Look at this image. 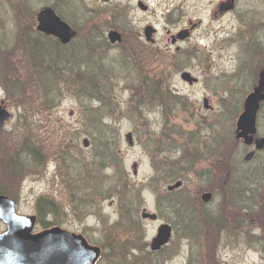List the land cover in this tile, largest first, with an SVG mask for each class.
Instances as JSON below:
<instances>
[{
	"label": "rangeland",
	"instance_id": "374dc122",
	"mask_svg": "<svg viewBox=\"0 0 264 264\" xmlns=\"http://www.w3.org/2000/svg\"><path fill=\"white\" fill-rule=\"evenodd\" d=\"M65 1L60 7L76 25L110 9H99L98 0ZM59 3L0 0V104L13 115L0 129V190L25 214L40 197L53 199L54 220L99 251L96 264H264V152L242 163L235 137L264 70V0L241 1L245 14L258 9V53L251 17L213 22L208 1L150 0L153 17L119 0L112 5L124 6L120 22L130 33L147 24L160 31L155 51L137 55L145 67L106 49L95 53L94 42L83 38L74 48L83 42L92 55L76 56L71 74H41L31 65L52 58L33 63L32 56L40 46L51 53L53 41L36 33L35 17ZM174 5L170 22L164 10ZM189 20L201 25L176 51L167 32ZM61 50L66 65L67 49ZM185 72L197 82H184ZM257 125L264 137V108ZM178 182L181 188L167 190ZM205 193L212 195L207 203ZM143 209L158 221L143 220ZM163 224L173 237L153 253Z\"/></svg>",
	"mask_w": 264,
	"mask_h": 264
},
{
	"label": "flooded vegetation",
	"instance_id": "af4514ba",
	"mask_svg": "<svg viewBox=\"0 0 264 264\" xmlns=\"http://www.w3.org/2000/svg\"><path fill=\"white\" fill-rule=\"evenodd\" d=\"M59 1L60 3L55 7L44 8H51L52 10H54L59 18L68 26H70L73 31H75L76 37L69 44L63 45L60 43V40L53 36H47L38 33L36 30L37 24L35 23V31L40 37L52 40L59 46L64 47V49H69L71 47L74 48V43L78 42L79 40L82 41L83 38L91 39L94 42V47L92 48V50L95 53L101 52V50L106 49L108 52L113 51L119 56L123 55V58H127L129 62L132 61L137 65L144 63L143 61H141L142 58L140 60L137 59V55L139 53L141 56H143L142 52H145V49L147 47H151V50L155 51L153 48L155 47V44H157V36L160 34L157 26L147 24L142 27L139 32H136L134 34L130 33L120 22L121 18L123 17V14H120V12L124 11V9L121 7L124 6L120 4L112 5L115 1L119 0H98L100 3H102L100 6L95 4L99 9L102 8V5H104L105 7L109 6L110 9L107 10V14H104L102 11H93V14H91L93 15L92 18H82L80 23H78L79 25H76V23H72V21H70L72 19L69 20L68 18H66L64 9L62 7L63 5H68V2L65 0ZM125 1L127 2L126 7L129 6L130 3H134L136 5V8L142 14L150 13L151 16H155L156 11L154 9L152 10L150 0ZM192 1H208L211 4L209 16L213 22H220L226 19L228 20L229 18L230 20L243 21L244 17H247L249 19L251 17L250 23L254 22L255 25L252 29V36L250 38L252 42H254V51L258 53L260 31L258 24L254 20V17H258L259 15L257 8L254 11L245 14L241 6V1L243 2V0ZM117 8H120V11L115 10ZM67 11L71 10L69 9ZM177 11L178 7H176L175 5L167 7L164 10V19L170 22H175L174 14ZM152 12L153 15L151 14ZM74 15L78 16L77 7H75L74 9L73 16ZM36 18L37 16L35 17V20ZM200 25L201 22H198L196 24L192 20H189L188 24L185 27L176 30L172 34H170L169 31L167 32L171 45L177 47L176 51L180 50V48L178 47L179 44H183L187 41L192 40L195 31L200 27ZM112 33H114L115 35L112 36ZM82 46L83 42L79 47L75 48V55L77 57L86 56L84 55V51H87L88 55H92L91 48L87 49L83 48ZM96 63L97 62L94 61L92 66H95ZM133 66L136 65L133 64ZM141 66L145 67L146 65H140L138 67L141 68ZM84 67L88 68L89 65H84ZM109 70H111V68ZM257 138L261 139L263 137ZM243 149V151L245 152L254 150L253 147L249 149ZM0 195L6 196L17 204L16 215L22 216L23 218L21 219L19 225L15 228V232L13 233L14 235L11 238L10 244L0 247L1 264H12V262H14L13 260L15 259V256H21L22 258L27 259L29 264H96V262H98L99 253H96V260H94L95 250L93 248H84L80 244L72 245L68 241L57 237L53 233V229L56 228H60L63 230L66 229H64L54 220V211H52L49 203V201H52L51 199L40 197L35 201V208L32 213L25 214L20 209V202L18 201V199H15L13 196L2 190ZM0 225L2 227L0 234H3L7 231L8 228L1 221ZM92 260H94V262L91 263Z\"/></svg>",
	"mask_w": 264,
	"mask_h": 264
},
{
	"label": "water",
	"instance_id": "95a60500",
	"mask_svg": "<svg viewBox=\"0 0 264 264\" xmlns=\"http://www.w3.org/2000/svg\"><path fill=\"white\" fill-rule=\"evenodd\" d=\"M37 27L36 30L38 33L53 36L60 40V43L63 45L69 44L75 37L76 33L73 31L70 26L63 22L59 16L51 8H44L37 14ZM112 36L115 34L112 33ZM181 79L188 84H193L197 82L196 79L192 78L189 73H183ZM264 103V72H261L259 75V81L257 86L253 91L246 97L243 112L239 116L236 123L235 136L237 140H242L246 147L255 146V151L249 153L245 156L244 161H251L256 151L264 150V138L255 139L257 135V116L261 108V104ZM204 108L209 110L208 101L204 100ZM13 116L0 105V129L4 128L5 124L12 120ZM126 139L129 145L133 144V137L131 134L126 136ZM83 146L85 148L89 147V142L87 139L83 141ZM134 174H136L137 166L134 165ZM182 183L178 182L172 186L168 187V191H173L179 189ZM211 194H205L202 196V201L207 203L211 199ZM16 204L9 200L7 197L0 196V220L8 225V230L5 234L0 235V247L7 246L11 242V238L14 235L15 228L19 225L21 218L15 215ZM142 219L156 221L157 216L151 214L144 210L141 215ZM57 237L68 241L70 244H80L86 248V243L81 239V237L74 236L67 232H53ZM76 237V238H75ZM172 238V229L168 225H163L158 228L156 237L152 240L150 250L152 252L160 251L164 246H166ZM96 255L94 256V260ZM94 260L91 261L94 262ZM12 264H29L27 259L22 258L21 256H15ZM1 264V261H0Z\"/></svg>",
	"mask_w": 264,
	"mask_h": 264
},
{
	"label": "trees",
	"instance_id": "16d2710c",
	"mask_svg": "<svg viewBox=\"0 0 264 264\" xmlns=\"http://www.w3.org/2000/svg\"><path fill=\"white\" fill-rule=\"evenodd\" d=\"M62 48L64 49V47L59 46L54 41H53V44L51 46V53H48L47 51H43L42 46H40V50H38L36 52V56H32L33 63L34 62L36 63V61L38 62V61L42 60L47 55H49V57L52 58V61L45 66H43L42 64H40V66H38V67L35 64H34V66L31 65L32 69L34 70V68H36L37 72H39L41 74H44V73H51V74L54 73V74H62V75L71 74L72 73V66L75 63V58H76V55H75L76 51L75 50L76 49L72 48V47L67 49V52H65V55L67 57V64L65 65L62 61V57H63V51L61 50ZM82 69H88V68H85L83 65ZM91 79L93 81L95 80L94 77H92ZM91 79H90V81H88L87 85H91V84L93 85ZM77 88L81 89L78 86H77ZM154 89H155V87H153L149 90H154ZM160 100L163 101L161 98H160ZM241 165H242V163H241ZM49 203H50L51 209H52V207H55L54 202L49 201Z\"/></svg>",
	"mask_w": 264,
	"mask_h": 264
}]
</instances>
